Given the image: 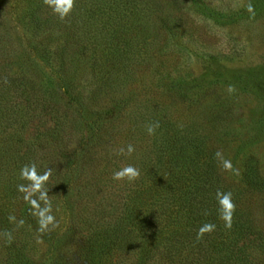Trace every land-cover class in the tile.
<instances>
[{
  "label": "trees",
  "instance_id": "trees-1",
  "mask_svg": "<svg viewBox=\"0 0 264 264\" xmlns=\"http://www.w3.org/2000/svg\"><path fill=\"white\" fill-rule=\"evenodd\" d=\"M53 7L44 0H31L28 24L33 37L45 33L54 37L53 53H47L60 78L78 63L88 66L96 77H111L150 45L151 30L167 38L174 34L173 23L159 13L164 7L159 0H73L63 19ZM2 21L0 51L8 39ZM2 61L0 254L8 264L33 263L40 226L38 209L30 201L45 207L41 192L51 208L62 200L69 206L76 219L74 229L83 240L85 264H110L118 249L131 252L130 264H264V174L259 160L247 155L237 180L228 179L223 170L224 143L240 134L231 123L230 109L197 113L187 120L168 117L166 106L122 113L125 98H101L106 83L118 82L117 78L103 79L86 98L60 92L57 81L49 76L15 75L10 72L11 63ZM192 99L183 89L174 90L173 101ZM126 118L134 123L142 118L146 123L135 124L126 131L130 134H142L150 123L159 124L149 134L148 155L139 158L142 172L135 180L136 188L124 197L120 180L95 178L97 187L108 189L95 202L98 219L75 214L69 196L77 174L94 169L91 163L97 150L113 142ZM81 132L87 137L69 159L62 149L70 136ZM33 163L40 175L50 170L38 191L20 176L21 168ZM218 191L230 192L235 204L230 228L219 218ZM205 223L215 224V230L197 239ZM53 229L49 225L40 233Z\"/></svg>",
  "mask_w": 264,
  "mask_h": 264
},
{
  "label": "rangeland",
  "instance_id": "rangeland-1",
  "mask_svg": "<svg viewBox=\"0 0 264 264\" xmlns=\"http://www.w3.org/2000/svg\"><path fill=\"white\" fill-rule=\"evenodd\" d=\"M159 1L164 5L159 13L173 23L171 37L151 30L150 45L111 77L104 74L96 77L88 66L78 63L70 73L60 74V78L57 65L47 53V50L53 53L54 37L48 33L32 36L28 24L31 0H0V18L8 33L0 51V63L10 62V72L15 75L49 76L57 81L60 92L66 90L68 94L78 93L86 98L103 79L117 78L118 82L112 79L106 83L101 98H125L122 113H145V107L151 110L166 106L168 117L187 120L197 113L228 108L231 123L240 134L224 143L222 160L231 163L230 169H223L226 177L239 179L242 161L249 154L258 158L264 174V0ZM178 88L187 92L189 100L193 99L173 101L174 90ZM127 121L123 119L119 126L123 130L111 144L97 150L91 163L94 169L77 174L69 196V202L74 201L75 214L98 219L99 206L95 202L108 189L97 187L95 178L104 180L127 165L141 174L138 161L149 150V133H127L135 124H146L142 118L136 123ZM84 137L86 132L76 133L66 141L62 151L69 159L75 149L81 148ZM128 145L133 146L131 154L127 153ZM120 148H124L123 154L118 153ZM135 180H120L124 197L136 188ZM68 207L62 200L51 208L55 229L44 235L37 228L38 247L32 264H85L81 233L74 229L76 219L73 220ZM114 251L110 264L133 263L131 252ZM0 264H8L1 254Z\"/></svg>",
  "mask_w": 264,
  "mask_h": 264
},
{
  "label": "clouds",
  "instance_id": "clouds-1",
  "mask_svg": "<svg viewBox=\"0 0 264 264\" xmlns=\"http://www.w3.org/2000/svg\"><path fill=\"white\" fill-rule=\"evenodd\" d=\"M45 4H48L49 6H54L53 10L54 12L58 13L60 18L63 19L64 16L68 14V12L73 7V0H44ZM251 7V6H249ZM232 90L231 88L229 89ZM158 122L150 123L147 125L146 130L151 135L154 133L155 128L158 127ZM133 146L128 145L127 146V153L131 154L133 151ZM124 148L118 149V153L123 154ZM217 157L221 155L220 152L216 153ZM223 166L226 169L231 168V163L229 161H224ZM50 175V170L46 171L43 175H40L36 171V165L30 164V165H24L20 170V176L22 179H27L32 182L31 188L33 191H38L41 189L43 182L48 179ZM140 175V172L137 168H135L132 165H127L122 167L121 169L115 171L113 173V179L115 180H124L127 179L128 181H134L137 179ZM21 191H24L25 188L23 185L19 186ZM25 199H28V197H25ZM41 199L45 201V207L40 208L39 205L35 200L30 201L31 204L38 209V211L35 213V215L38 216V223L40 226V230L44 231L48 229L49 225H52L53 227L56 226L55 217L51 214V203L47 200L46 193L41 192ZM217 201H218V212H219V218L224 221L225 227L230 228L232 224V214L235 211V204L232 201L231 193H222L217 192ZM10 220H14V217H9ZM21 224L23 221L20 222ZM215 224L212 223H205L201 227H199L197 231V239L202 238V236L205 233H210L215 230Z\"/></svg>",
  "mask_w": 264,
  "mask_h": 264
}]
</instances>
